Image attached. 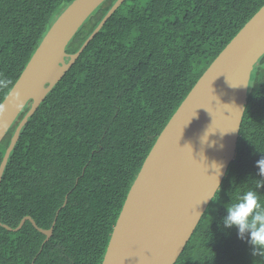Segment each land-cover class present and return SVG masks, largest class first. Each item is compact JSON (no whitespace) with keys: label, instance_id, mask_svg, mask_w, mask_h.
<instances>
[{"label":"trees","instance_id":"trees-1","mask_svg":"<svg viewBox=\"0 0 264 264\" xmlns=\"http://www.w3.org/2000/svg\"><path fill=\"white\" fill-rule=\"evenodd\" d=\"M72 0H0V103ZM115 0L68 42L73 53ZM264 0H123L22 125L0 180V264H101L126 194L181 101ZM23 107L0 142L31 106ZM264 156V54L251 73L234 159L174 264H264L225 228ZM264 202V186L256 189ZM54 221V224L52 225Z\"/></svg>","mask_w":264,"mask_h":264},{"label":"water","instance_id":"water-1","mask_svg":"<svg viewBox=\"0 0 264 264\" xmlns=\"http://www.w3.org/2000/svg\"><path fill=\"white\" fill-rule=\"evenodd\" d=\"M103 0H72L57 16L2 100L0 142L23 107L0 162V180L20 129L123 2L115 0L77 51L66 46ZM264 54V4L230 39L181 101L146 155L114 223L101 264H174L234 159L250 73ZM29 220L26 215L14 228ZM54 224V221L52 225Z\"/></svg>","mask_w":264,"mask_h":264},{"label":"clouds","instance_id":"clouds-1","mask_svg":"<svg viewBox=\"0 0 264 264\" xmlns=\"http://www.w3.org/2000/svg\"><path fill=\"white\" fill-rule=\"evenodd\" d=\"M7 78H0V88L8 87ZM0 105V111H3ZM258 175L255 188L249 189L238 195L235 203L226 206V215L222 218L225 228L235 227L237 236L241 240L247 238V243L252 246V254L264 257V202L256 190L264 186V156L256 161Z\"/></svg>","mask_w":264,"mask_h":264}]
</instances>
